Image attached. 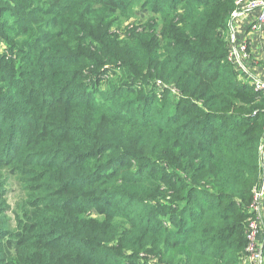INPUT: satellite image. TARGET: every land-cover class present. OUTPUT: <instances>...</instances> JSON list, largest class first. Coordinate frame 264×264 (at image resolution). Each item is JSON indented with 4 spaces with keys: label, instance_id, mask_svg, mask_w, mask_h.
Listing matches in <instances>:
<instances>
[{
    "label": "trees",
    "instance_id": "obj_1",
    "mask_svg": "<svg viewBox=\"0 0 264 264\" xmlns=\"http://www.w3.org/2000/svg\"><path fill=\"white\" fill-rule=\"evenodd\" d=\"M238 1L0 0V264H242L264 93Z\"/></svg>",
    "mask_w": 264,
    "mask_h": 264
},
{
    "label": "crops",
    "instance_id": "obj_2",
    "mask_svg": "<svg viewBox=\"0 0 264 264\" xmlns=\"http://www.w3.org/2000/svg\"><path fill=\"white\" fill-rule=\"evenodd\" d=\"M257 21L258 13L249 12L234 22L229 36L231 50L247 47L249 54L243 56V65L234 62V66L238 78L251 86L257 80L264 81V26L257 28Z\"/></svg>",
    "mask_w": 264,
    "mask_h": 264
},
{
    "label": "built area",
    "instance_id": "obj_3",
    "mask_svg": "<svg viewBox=\"0 0 264 264\" xmlns=\"http://www.w3.org/2000/svg\"><path fill=\"white\" fill-rule=\"evenodd\" d=\"M237 3L239 8L233 14L231 28L235 21H237L238 19H240L246 13L249 12L258 13L257 28L264 26V0H239ZM246 50H247L246 46H243L242 49L232 50L230 59L233 62L242 65L241 64L242 58L243 56H245ZM253 88L257 92L264 93V81L257 80L254 83ZM262 153H264V148ZM261 165H263V169H264V158L263 161H261ZM262 177H264V171ZM254 198H255V203L253 205L254 213L256 216H260L261 220L264 222V215L262 210V202L264 199V183L262 184V180L259 189L255 191ZM260 225H261L260 219L258 220V222L256 221L252 224L251 230L248 232V237H247L249 240V246L247 250L248 253L251 255V257L256 259L257 263L262 264L263 247L258 246V244L256 243V241L258 240V235L259 233H261L262 225L261 226Z\"/></svg>",
    "mask_w": 264,
    "mask_h": 264
},
{
    "label": "rangeland",
    "instance_id": "obj_4",
    "mask_svg": "<svg viewBox=\"0 0 264 264\" xmlns=\"http://www.w3.org/2000/svg\"><path fill=\"white\" fill-rule=\"evenodd\" d=\"M136 14H137V15H136L135 17L130 18L129 20H123V22H122V24H121V28H122V26H123V27H127V26H129V25H131V24H133V23L135 24V22H137V21H136L137 19H138V21H139V20H142V19H145V18L148 19V17H149V14H146V13L137 12ZM247 14H248V13H246L245 15H247ZM245 15H244V16H245ZM5 45H6V43H5L4 41H1V42H0V50H1V53L5 51ZM231 48H232V46H231ZM247 51H248V50H246L245 55L249 54ZM242 62H243V61H242ZM242 62H241V64L243 65ZM106 80H108V78H105L104 81H106ZM104 86H107L106 83H104ZM159 98H160V96H159ZM155 103L163 104V101H158V100H156ZM263 148H264V141H262L261 146H260V160H261V161H263V158H264V153H262V152H263ZM261 168H262V175H263V171H264V169H263V165H261ZM263 178H264V177L261 176V178H260V180H259L260 183L258 182L259 184L255 187V189H254V195H255V191L258 190L259 187H260V185H261V180H262V184L264 183V179H263ZM7 184H8V188L10 189V191H13V192H14L12 196H13V198L15 197L14 202H16V201L18 200V196H19V194L15 193V188H16V186H18V185H17V183H16L15 181L9 182V183H7ZM263 201H264V199H263ZM262 210H263V202H262ZM263 215H264V214H263ZM259 219H260V221H261V225H262V227H261V233H259V235H258V240L256 241V243L258 244V246H262V247H263V245H264V222L261 220V217H260V216H254L253 220L251 221V223H250V225H249V231L251 230L252 224H253L254 222H256V221L258 222ZM261 225H260V226H261ZM249 231H248V232H249ZM260 238H261V239H260ZM252 259H253V260H252ZM262 259H263V256H262ZM142 262H143V261H142ZM156 262H157V261H156ZM242 264H259V263H257L256 259L252 258L251 255L248 254V255L243 259ZM260 264H261V263H260ZM262 264H264V262H262Z\"/></svg>",
    "mask_w": 264,
    "mask_h": 264
}]
</instances>
